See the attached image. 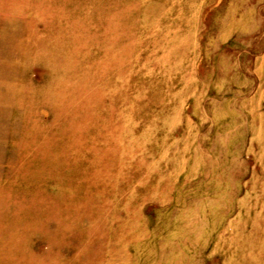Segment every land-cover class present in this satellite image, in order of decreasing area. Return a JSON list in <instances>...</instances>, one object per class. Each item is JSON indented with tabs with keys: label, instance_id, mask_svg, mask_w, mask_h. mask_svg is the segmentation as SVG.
Segmentation results:
<instances>
[{
	"label": "rangeland",
	"instance_id": "374dc122",
	"mask_svg": "<svg viewBox=\"0 0 264 264\" xmlns=\"http://www.w3.org/2000/svg\"><path fill=\"white\" fill-rule=\"evenodd\" d=\"M0 264H264V0H0Z\"/></svg>",
	"mask_w": 264,
	"mask_h": 264
}]
</instances>
